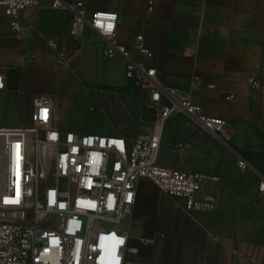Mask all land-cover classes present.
<instances>
[{"label":"crops","instance_id":"crops-1","mask_svg":"<svg viewBox=\"0 0 264 264\" xmlns=\"http://www.w3.org/2000/svg\"><path fill=\"white\" fill-rule=\"evenodd\" d=\"M82 1L88 16L99 11L118 13V42L132 48L138 36L144 37L146 47L156 55L151 64L162 84L184 94L194 89L204 111L235 130L233 141L226 145L183 117L167 123L160 164L219 178V206L212 213L188 214L180 202L141 180L136 204L125 219L126 260L264 264L261 180L257 183L249 176L251 171L237 168V155L264 153V0ZM71 22L70 13L58 12L51 0H42L21 14L24 30L19 40L0 9V71L6 76V89L0 91V126L18 127L17 116L30 117L32 125L34 102L41 99L54 103L56 128L83 133L65 119L68 96H93L84 88L87 83L109 86L103 90L122 88L127 96H135L133 86L119 83L113 74L118 66L126 78L124 61L106 60L104 41L91 30L80 40L73 39ZM54 42L57 48L50 46ZM73 77H80L83 88L72 85ZM250 77L259 79L260 91H250ZM230 96L234 99L228 100ZM177 143L184 148L176 149ZM146 241L150 245H144Z\"/></svg>","mask_w":264,"mask_h":264},{"label":"built area","instance_id":"built-area-1","mask_svg":"<svg viewBox=\"0 0 264 264\" xmlns=\"http://www.w3.org/2000/svg\"><path fill=\"white\" fill-rule=\"evenodd\" d=\"M41 2L0 0L17 39L23 37L21 14ZM51 2L54 10L72 15L73 39L80 40L91 30L104 41L106 60L124 61L126 79L145 94L146 109L154 113L153 129L148 137L137 139L63 133L54 125V103L41 99L34 102L31 127L0 126V264H132L126 260L129 237L120 225L136 204L141 180L180 202L188 214L212 213L219 206V178L160 164L167 123L183 117L226 145L233 141L235 130L208 115L194 89L184 94L162 84L151 64L156 55L146 47L144 37L138 36L132 48L121 45L118 13L99 11L88 16L82 0ZM247 83L252 93L262 89L256 77ZM5 89L2 70L0 91ZM94 92L118 96L116 90ZM175 148L182 149L184 144L177 143ZM237 168L254 170L240 155ZM260 180L259 191L264 195V176Z\"/></svg>","mask_w":264,"mask_h":264},{"label":"rangeland","instance_id":"rangeland-1","mask_svg":"<svg viewBox=\"0 0 264 264\" xmlns=\"http://www.w3.org/2000/svg\"><path fill=\"white\" fill-rule=\"evenodd\" d=\"M113 74L119 83L131 84L135 96H127V92L122 88L115 89L118 96H95L94 88L100 89L109 86L103 84L91 86L87 83L84 88L93 96H68V108L64 110L65 119L77 129L82 130L83 133L75 132L81 135L110 136L119 133L131 139L148 137L153 129L154 113L146 109L145 96H140V93L138 94L140 90L136 89L132 82L121 77L118 66L113 70ZM79 79L80 77H73L72 79V85L78 90L83 88ZM14 120L18 127L11 128H29L32 126L30 117L17 116ZM166 130L168 131V125H166ZM244 157L254 165V170L249 173V176H254L259 183L261 177L264 176V162L256 156L244 155ZM106 226L109 229L113 227V225ZM120 230L122 232L127 230L126 222L120 225Z\"/></svg>","mask_w":264,"mask_h":264},{"label":"trees","instance_id":"trees-1","mask_svg":"<svg viewBox=\"0 0 264 264\" xmlns=\"http://www.w3.org/2000/svg\"><path fill=\"white\" fill-rule=\"evenodd\" d=\"M256 157H258L261 161L264 162V153L263 154H258V155H256Z\"/></svg>","mask_w":264,"mask_h":264},{"label":"snow or ice","instance_id":"snow-or-ice-1","mask_svg":"<svg viewBox=\"0 0 264 264\" xmlns=\"http://www.w3.org/2000/svg\"><path fill=\"white\" fill-rule=\"evenodd\" d=\"M115 143V142H114ZM6 202H9V201H6ZM12 202H18V201H12ZM61 207H63V205H61Z\"/></svg>","mask_w":264,"mask_h":264}]
</instances>
